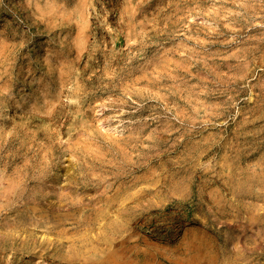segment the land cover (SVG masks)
<instances>
[{"label":"rangeland","instance_id":"374dc122","mask_svg":"<svg viewBox=\"0 0 264 264\" xmlns=\"http://www.w3.org/2000/svg\"><path fill=\"white\" fill-rule=\"evenodd\" d=\"M0 264H264V0H0Z\"/></svg>","mask_w":264,"mask_h":264},{"label":"bare ground","instance_id":"6f19581e","mask_svg":"<svg viewBox=\"0 0 264 264\" xmlns=\"http://www.w3.org/2000/svg\"><path fill=\"white\" fill-rule=\"evenodd\" d=\"M159 257H160V255H159ZM157 260V259H156ZM135 263V262H134ZM150 263V262H149Z\"/></svg>","mask_w":264,"mask_h":264}]
</instances>
